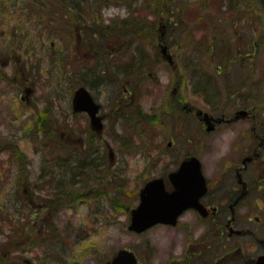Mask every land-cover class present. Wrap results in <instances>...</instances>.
Masks as SVG:
<instances>
[{
    "label": "rangeland",
    "instance_id": "rangeland-1",
    "mask_svg": "<svg viewBox=\"0 0 264 264\" xmlns=\"http://www.w3.org/2000/svg\"><path fill=\"white\" fill-rule=\"evenodd\" d=\"M30 1L0 0V241L14 239L9 264H104L120 248L134 250L142 264H185V251L195 250L198 244L210 246L213 241L214 246L213 225L203 224L190 211L175 226L157 224L138 234L127 229L129 210L137 203L144 181L167 174L187 152L197 150L210 172L216 174V164L225 162L220 154L226 151L229 142L238 141L237 130L244 129V123H236L231 125L233 128L219 125L217 131L205 133L194 113L185 116L181 109H175V104L184 102L185 96L203 111L219 114L221 110L247 108L257 110V119H264L260 113L264 112V23L257 21L254 28L253 22H242L232 10L238 1L232 0L231 10L227 8V0H173L168 3L173 8L169 16L150 11L151 0L136 1L131 6L122 0H66L74 5L72 9L82 12V18L89 24H94L92 18L96 16L103 25L134 16L144 20L140 23L145 27L154 22L160 36L135 41L126 49L117 41H107L109 51L94 56L90 43H85L87 36L82 35L80 42H75L57 30L53 21L45 19L52 8L42 3L30 6ZM41 1L49 6L48 0ZM180 2L184 3L182 9L178 8ZM244 19L249 20V16L244 15ZM13 31L21 43L25 37L23 49L15 53L23 70L15 76L14 64L7 57L11 54ZM248 38L255 42L256 51L249 53L243 62H230L238 48L242 52ZM208 39L211 48L205 51L200 41ZM162 42L173 55L176 72L161 55ZM132 48L141 49L146 58L143 65L148 69L141 81L135 79L139 83L136 92L128 97H133L152 117L151 121H136L144 129L142 135L131 133L125 116H116L121 111L113 99L118 85L98 84L91 76L98 69L109 75L112 68L133 57ZM204 75L211 78V92L202 89ZM176 84L179 89L173 92ZM79 85L86 86L101 104L104 127L100 135L91 130L86 113L72 111V96ZM132 105L133 102L130 109L133 111L136 103ZM46 107H50L53 130L62 144L55 145L52 134L48 137L40 133L38 138L32 134L36 110ZM123 138L132 139L133 145H142L139 150L123 148ZM92 140L99 151L106 150L107 156L101 157L102 163H98L96 170L110 165L109 171L106 169L105 175L95 172L104 178L101 180L104 185L99 183L100 178L86 179L81 172L75 174L74 166H59L67 151L79 148L83 153ZM3 144L16 145L26 155L29 170L26 202L15 191L16 157ZM85 169L91 171L93 166ZM113 171L118 173V188L121 187L118 192L113 188L115 183L111 185L107 180ZM61 178L72 191L69 204L45 218L48 211L42 207L43 201L62 183ZM112 196L121 199L119 207L111 204ZM249 216L263 217V213L257 208L246 212L238 209L233 226H229H256L254 220H247ZM218 217L221 232L231 216L229 211L222 210ZM9 220L22 223V227L18 231L10 228ZM226 231L216 244V262L212 263L213 246L210 253L203 245L200 254L204 252V261L200 264H245L240 258L249 259L261 252L259 246L247 245L245 236H228ZM258 231L257 236L264 238V230ZM208 232L210 240L206 239Z\"/></svg>",
    "mask_w": 264,
    "mask_h": 264
},
{
    "label": "trees",
    "instance_id": "trees-1",
    "mask_svg": "<svg viewBox=\"0 0 264 264\" xmlns=\"http://www.w3.org/2000/svg\"><path fill=\"white\" fill-rule=\"evenodd\" d=\"M49 6L45 4V1L41 0H31L30 6L36 5L37 3H42L46 5L47 7H50L53 9L48 15L47 18H45L47 21H53L56 26L55 28L59 30L61 33L64 32L67 37L73 38L75 42H80V37L87 36V42L86 44L90 43L91 45V53L94 56H100L99 54L107 53L109 50L106 47L107 41H117L119 42L118 45L122 48H128L135 41H140L143 39H146L149 41L150 38H152V35H157L158 31L156 29V26L153 22L152 26L145 27L142 25L143 23H140L144 20H139L138 18L134 16L125 17L124 19L114 20L108 24H101V22L97 19V16L92 18L94 20V24L87 23L84 18L81 16V11L79 13L72 9L73 4L71 2L67 3L66 0H48ZM108 2H111L112 0H107ZM117 1V0H114ZM124 3H126L128 6H131L136 1L141 0H122ZM149 0H142L143 3H147ZM173 0H151V4L149 6L150 11L156 12V13H164L166 15L172 14V9L169 7L168 3H170ZM238 1L235 5V8H232L233 12L236 11V16L241 19L242 22L247 21V23L253 22L254 28L257 27V21L260 22L261 25L264 23V0H251L253 5L251 4L250 0L243 1V0H232V2ZM228 5L227 8L231 10V0H227ZM35 3V4H34ZM184 7V3L180 2L179 9H182ZM250 8V9H249ZM84 11V10H83ZM89 13V12H88ZM96 13V12H93ZM249 16L248 19H244V15ZM169 16V15H168ZM215 19H217L215 17ZM39 20H42L41 15L39 14ZM145 29H149V32ZM151 33V34H150ZM153 33V34H152ZM13 38L10 39V49L9 52L11 54L7 56L10 61L14 64V76L21 75L23 70V64L19 62L20 57L18 55H15V53H19L21 49H23L25 37H22V43L20 41L19 37H16L15 31L12 32ZM159 36V34H158ZM203 43L205 51H209L211 48L209 39L204 41H200ZM83 44V43H81ZM80 45V44H79ZM236 47V46H233ZM257 46L255 45V42L248 38L246 39L245 47L243 48L242 52L240 48H238V53L234 57L232 55V58L230 57V62L240 60L243 62V59H246L249 53L255 52ZM133 57L127 61L126 63L116 65L114 68L111 69V71L108 73L109 75L105 74L104 71L96 70L95 73H93L91 76L94 77V79L97 80L98 84L103 83H110L114 84L116 83L119 87L117 89L115 96L113 99H116L118 102L117 109L121 110L119 111L116 116L123 115L126 117L127 124L130 127L131 133L136 134H143L144 129L142 127H139L138 123L136 121H142V120H149L151 121V115H149L148 112H145L144 109L138 105L137 101H134V98H128L130 95H132L133 92H136V85L139 84L138 82L135 83V79H139L140 81L145 76V70H148L144 67V63L146 62V58L143 57V54L141 52L140 48H132ZM87 65L83 64V67H86ZM178 67L174 68L175 72ZM110 69V67H109ZM4 75V74H3ZM205 76V75H204ZM7 77V76H6ZM21 79V76H20ZM126 79H128V82L126 83ZM204 79L202 81L203 87L202 89L205 92H211V83H209L211 78H208L207 76L203 77ZM199 81V80H198ZM126 83L123 86H119V84ZM131 86L133 88H131ZM126 87V89H125ZM231 97V95H230ZM126 101V102H125ZM131 102H133V105L136 103L132 109ZM125 103L127 105H125ZM129 104V105H128ZM128 106V107H127ZM129 110V111H127ZM50 107H46L43 110H36V119L34 121V128H33V135L35 137L39 135L40 133H43L44 135H50L52 134L56 141L55 145H58L59 143H63L58 135L55 134L53 127H55V123H53V119L50 115ZM95 133V132H94ZM38 138V137H36ZM132 139L124 140L123 138V148H132L134 147L139 150L142 144H136L133 145L134 142L131 141ZM101 142V141H99ZM89 149L87 151H83L81 153L78 151L79 148L70 149L68 152V155L62 161L60 162L59 166L61 168H67L74 166L76 169L75 174L78 173L80 175V172L85 176L86 179H89V176L93 177L94 179H99V183L104 178L101 175L95 174L96 171L98 173H102L103 175L106 174L107 170L109 171V166L104 168V170H96L98 163H102L101 157L103 155H106V150L99 151V147L97 146L95 141H91L89 143ZM2 147L4 149L10 150L13 155L16 157L17 161V180L15 185V191L18 198L26 202V199L24 196L26 195V189L28 184V178H29V170L27 168V159L26 155L19 150L16 145L13 144H3ZM62 147V146H61ZM74 152L75 154H72ZM78 158H77V156ZM110 157V156H109ZM76 158V162L70 161L71 159ZM110 162V159L108 160ZM89 165L93 166V169L86 170L85 168L89 167ZM107 169V170H106ZM111 172V171H110ZM109 172V173H110ZM62 179V178H61ZM82 179H84L82 177ZM95 179V180H96ZM107 180L109 184L115 183L114 187L116 191L118 192L120 190V186L118 188V173L113 171V174H111L110 177H107ZM58 183V187L54 189L51 195H48V197L45 198L47 204H52L54 206H57L58 208L63 207V205L69 204L70 196L72 195V191L69 192V189H67L68 184L67 181L61 180ZM102 183V182H101ZM103 184V183H102ZM104 185V184H103ZM120 185V184H119ZM36 187H40L39 184L36 185ZM92 188V187H91ZM110 189L111 190L113 189ZM101 189V188H98ZM93 190V188H92ZM96 190V189H95ZM103 192V191H101ZM74 193V192H73ZM108 196V195H107ZM111 197V196H110ZM113 202L111 203L115 207H119L120 204H122L121 199L112 196ZM111 199V198H110ZM10 222V228H13L15 230H19V228L22 227V223H12ZM24 224V223H23ZM224 232L221 230L220 236H223ZM14 239L6 238L4 241H0V264H9L12 261L13 256L11 255V246L13 245ZM11 255V256H10ZM201 258V256L196 255L195 258H190L189 256L185 255L184 263L190 264V259H193L191 261V264H198V259ZM182 259V258H181ZM180 259V260H181Z\"/></svg>",
    "mask_w": 264,
    "mask_h": 264
},
{
    "label": "flooded vegetation",
    "instance_id": "flooded-vegetation-1",
    "mask_svg": "<svg viewBox=\"0 0 264 264\" xmlns=\"http://www.w3.org/2000/svg\"><path fill=\"white\" fill-rule=\"evenodd\" d=\"M178 89V85L176 84L174 86L173 92L177 91ZM184 100V102H181L179 105L175 104V109H181V112H183L185 116H187V114L194 113L196 116L195 118L199 121V124H201V128H204L205 133L207 134L217 131L219 125L231 127L232 124L244 123V129L241 128L237 130L236 138H238V141H232V143L229 142L226 147V151L224 150V152L220 154L219 157L224 156L223 160L227 163L222 162L220 166L216 164V174H212L210 172V170L207 168L209 166L205 165V162L197 155V150H195L194 154L199 157V160L201 161L202 172L206 178L207 190L199 197V201L206 211L204 214H200L194 208H189L185 210L183 214L190 211L194 213L196 218H198V220H200V222L203 224L208 225V227L213 225L212 228L214 232L212 236L217 244V242L220 240L221 228V222L218 217V213H220L222 210H227L231 216L233 212L234 218L230 223V225H232L236 220V212L238 209L242 208L243 211L246 212V210H249L250 208H257L258 211L263 213V217L249 216L247 218L248 221L254 220L253 223L256 224V226L239 228L233 227L234 229L240 230L239 233H235L234 231L228 229L229 226H227V221L230 218L229 217L224 223L222 229L224 233L225 229H227L226 232L228 236L231 234L245 236L247 238V245L249 244L251 247L254 244L259 246L261 252L259 251L249 259H246L244 256L243 258H240L241 260L245 261V264H255L256 257L264 255V238H259L257 236L259 232L258 228L264 230V119L260 120L256 118L257 116L255 112H257V110L250 111L247 108H239L234 111L221 110L219 114H214L213 112L211 113L208 111H203L202 109H198L197 106L191 104L188 101L186 96ZM242 109L246 112L241 113L240 110ZM204 113H207L214 118L219 117L221 118V121H211L210 123L212 125L207 129L203 120ZM260 113L261 116H264V112L260 111ZM170 144L171 142L169 141L168 145ZM188 153L189 152L186 154ZM231 153V157L228 158L227 154ZM185 157L186 156H183L182 159ZM182 159L179 160L174 169L177 168ZM174 169L161 176L164 177L167 190L172 189V184L168 180V174ZM45 202L46 200L44 199L42 207L48 211V214L45 218H48V216L50 217V212L59 211L60 208L57 209V206L47 204ZM66 205H63L61 208H65ZM215 236H217V238H215ZM209 238L208 232L206 234V239L210 240ZM213 243L214 241L210 246L207 243H204L203 245L205 246V249L209 251V249L213 246ZM216 244L213 246V251H211L212 253L209 251L213 256L212 263H215V258L218 257V255H215L218 254V251H215ZM203 245L199 246L198 244L195 246L196 249L193 248L195 250H187L184 252V255H187L190 258H195L196 255L201 256L200 259L197 258L198 264H200L202 261H204V252L200 254L202 249H204ZM236 249L237 248H234L233 250L236 252ZM242 252L240 251L241 255ZM192 260L193 259H190V264Z\"/></svg>",
    "mask_w": 264,
    "mask_h": 264
},
{
    "label": "water",
    "instance_id": "water-1",
    "mask_svg": "<svg viewBox=\"0 0 264 264\" xmlns=\"http://www.w3.org/2000/svg\"><path fill=\"white\" fill-rule=\"evenodd\" d=\"M171 61V56H168ZM72 109L75 112L85 111L90 119V125L96 131L103 128L102 115L98 114L100 104L96 102L84 86L75 89L72 96ZM203 119L209 118L204 113ZM220 121V119H218ZM173 189L165 188L164 179L155 177L148 180L139 191V202L130 210L128 230L140 233L149 227L161 223L175 225L178 217L185 209L194 208L204 214L205 209L199 202V197L206 192V180L201 172L200 162L195 156L185 158L179 167L168 174ZM230 218L227 225H230ZM231 231L239 230L228 227ZM105 264H140L133 251L121 248ZM255 264H264V255L257 257Z\"/></svg>",
    "mask_w": 264,
    "mask_h": 264
}]
</instances>
